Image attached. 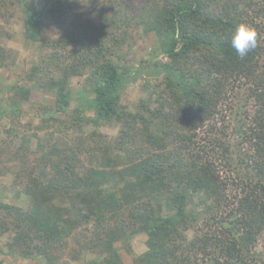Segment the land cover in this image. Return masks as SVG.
<instances>
[{"label": "trees", "instance_id": "trees-1", "mask_svg": "<svg viewBox=\"0 0 264 264\" xmlns=\"http://www.w3.org/2000/svg\"><path fill=\"white\" fill-rule=\"evenodd\" d=\"M7 75L0 264H264V0H0Z\"/></svg>", "mask_w": 264, "mask_h": 264}, {"label": "rangeland", "instance_id": "rangeland-1", "mask_svg": "<svg viewBox=\"0 0 264 264\" xmlns=\"http://www.w3.org/2000/svg\"><path fill=\"white\" fill-rule=\"evenodd\" d=\"M55 28L56 27H54V26H49L47 29L48 30H52V29H55ZM139 46L140 47L133 48L129 53L124 54V59L126 60L125 63L126 64L127 63L132 64L134 68H138V65H139L140 61L146 59L147 57H149L148 55L150 54V50L148 48L150 46V44L148 42H146V43L144 42V44L140 42ZM15 48L22 53L21 57H26L28 54L31 53L30 46L27 48V45H25V43L23 41H18V44L16 45ZM19 65L22 66L23 63H19ZM17 71H18L17 69H14L13 73L16 74ZM138 76L140 77L141 74L138 73ZM13 79H15V77H11V76H8V75L7 76H2L1 77L0 86L1 87H6V86L8 87L9 85H11ZM80 88H81V86L79 84H76V80L72 81V89L71 90H72L73 93H75ZM127 90L128 91H132L130 88H127ZM86 113L89 116H93L94 115V112H92V111H88ZM31 120L34 121V118H31ZM112 133H114V132H112ZM2 183L5 185L4 187H0V192L2 194V199L9 200L13 196V194H12L13 190H12V188H9L10 190L8 188L6 189V187H10V185H12V176L8 177L7 179H5L3 181H0V184H2ZM4 196H6V197H4ZM144 241L145 240L142 238L141 240L136 241L134 243V250H135L136 254L137 253L141 254V253L144 252V250H145ZM122 253L125 254L124 251H122ZM86 260L90 261V257H88V259H85V261H83L80 264H85Z\"/></svg>", "mask_w": 264, "mask_h": 264}, {"label": "clouds", "instance_id": "clouds-1", "mask_svg": "<svg viewBox=\"0 0 264 264\" xmlns=\"http://www.w3.org/2000/svg\"><path fill=\"white\" fill-rule=\"evenodd\" d=\"M257 35L256 30L246 23H241L236 27L234 32H232L230 44L239 58H245L257 47Z\"/></svg>", "mask_w": 264, "mask_h": 264}]
</instances>
